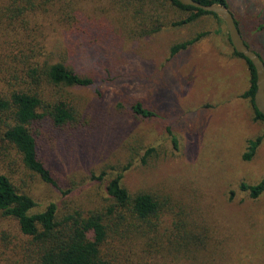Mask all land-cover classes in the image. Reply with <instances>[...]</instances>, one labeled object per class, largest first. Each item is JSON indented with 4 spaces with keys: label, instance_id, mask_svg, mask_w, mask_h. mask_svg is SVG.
Masks as SVG:
<instances>
[{
    "label": "rangeland",
    "instance_id": "rangeland-1",
    "mask_svg": "<svg viewBox=\"0 0 264 264\" xmlns=\"http://www.w3.org/2000/svg\"><path fill=\"white\" fill-rule=\"evenodd\" d=\"M114 1L84 4L92 27L71 41L70 50L64 44L66 18L29 11L0 22L1 65L19 66L5 55L34 48L41 60L63 62L94 81L89 87L44 86L47 102L64 101L74 113L62 128L50 121L36 128L40 156L57 185L29 171L18 172L14 181L38 203L36 212L52 202L60 216L103 210L108 180L132 162L124 186L164 203L148 242L152 252L136 260L264 264V193L252 199L240 189L264 178V122L255 119L244 97L251 87L247 62L235 56L225 25L214 16L136 39L127 33L131 20ZM227 1L247 43L264 57V0ZM204 32L199 42L171 56L174 45ZM137 103L154 116L137 115ZM258 138L256 155L244 160L250 141ZM151 148L155 152L147 157ZM3 229L0 224V235ZM3 245L0 264H21ZM143 245L135 242L138 254Z\"/></svg>",
    "mask_w": 264,
    "mask_h": 264
},
{
    "label": "trees",
    "instance_id": "trees-1",
    "mask_svg": "<svg viewBox=\"0 0 264 264\" xmlns=\"http://www.w3.org/2000/svg\"><path fill=\"white\" fill-rule=\"evenodd\" d=\"M88 1L0 0V22L3 19L18 20L29 11L38 16L66 18L68 28L64 31V44L70 50L71 41L84 36L92 27L84 17V4ZM196 1L204 5L218 3L229 8L227 0ZM114 3L131 20L126 23L127 33L136 39L165 29L187 26L206 15L214 16L224 24L216 14L184 6L177 0H115ZM236 23L246 44L253 49L237 19ZM206 35L207 32L200 33L193 39L174 45L171 56L189 49ZM28 50L21 55L12 52L5 55L12 62L18 61L19 66L0 64V224L4 228L0 242L4 243V250L20 256L21 264H143L136 257L144 260L145 254H151L148 242L157 231V224L161 223L164 203L154 194H133L124 186L125 172L132 162L108 180L109 203L103 210L74 211L60 216L58 206L52 202L44 210L36 212L38 203L14 181L18 172L29 171L46 184L57 185L51 169L40 156L36 128L43 121L62 128L74 120V113L64 101L47 102L44 86L89 87L94 84L93 79L65 63L41 60L34 51L36 49ZM254 51L264 61V57ZM234 54L249 66L251 87L244 97L250 100L255 119L264 122V115L254 103L255 69L244 56L235 50ZM133 110L144 118L154 116L141 103L135 104ZM261 143L262 138L250 141L244 160H252ZM154 152L155 149L151 148L146 156L150 157ZM105 176L106 172H103L98 179L104 180ZM240 189L248 192L250 198L258 199L264 193V178L257 185L243 183ZM143 239L147 242H142ZM135 242L146 244L141 246L140 254L135 251Z\"/></svg>",
    "mask_w": 264,
    "mask_h": 264
},
{
    "label": "water",
    "instance_id": "water-1",
    "mask_svg": "<svg viewBox=\"0 0 264 264\" xmlns=\"http://www.w3.org/2000/svg\"><path fill=\"white\" fill-rule=\"evenodd\" d=\"M184 6L194 7L205 12L219 16L225 24L231 44L234 50L249 60L256 72V93L254 103L256 109L264 115V61L245 42L240 29L237 26L236 18L231 10L222 4L204 5L196 0H177Z\"/></svg>",
    "mask_w": 264,
    "mask_h": 264
}]
</instances>
